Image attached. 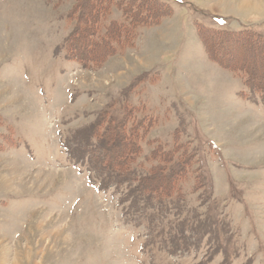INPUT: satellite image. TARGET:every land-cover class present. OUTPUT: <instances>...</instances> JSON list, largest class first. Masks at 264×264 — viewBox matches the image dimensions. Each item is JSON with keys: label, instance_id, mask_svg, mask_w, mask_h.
<instances>
[{"label": "rangeland", "instance_id": "obj_1", "mask_svg": "<svg viewBox=\"0 0 264 264\" xmlns=\"http://www.w3.org/2000/svg\"><path fill=\"white\" fill-rule=\"evenodd\" d=\"M74 2L0 0V264H264V97L198 35L263 31L264 0H153L158 24L86 68L65 49ZM123 103L152 121L142 161L149 140L195 155L179 201L95 160L92 126Z\"/></svg>", "mask_w": 264, "mask_h": 264}, {"label": "trees", "instance_id": "obj_2", "mask_svg": "<svg viewBox=\"0 0 264 264\" xmlns=\"http://www.w3.org/2000/svg\"><path fill=\"white\" fill-rule=\"evenodd\" d=\"M74 1L69 19L75 23V28L65 41V49L67 59L84 68L97 67L108 58L133 49L137 29L156 26L159 21L158 15L150 18L152 10L148 7L153 0H127L123 5L114 0ZM111 9L122 13L121 21L111 19L106 22ZM138 12L139 16L136 15ZM198 35L207 54L213 52L215 60L212 61L239 75L244 86L254 95L264 97V30L214 31L198 28ZM97 45H102L103 49L95 50ZM230 50L248 53V59L242 58L240 61L245 63L235 64L234 55L228 52ZM151 122L146 119L143 108L127 103L121 105L120 116H115L110 107L102 110L89 134L91 143L95 144L94 158L98 159L101 167L126 178L134 169L145 172L139 178L131 176L130 181L137 182L144 194L158 201H179L182 183L193 172L191 170H196L192 169L197 162L193 158L195 155L175 141L167 148L149 140L147 146L151 150L142 161V144L148 136Z\"/></svg>", "mask_w": 264, "mask_h": 264}]
</instances>
